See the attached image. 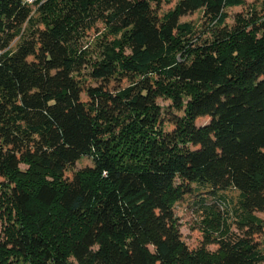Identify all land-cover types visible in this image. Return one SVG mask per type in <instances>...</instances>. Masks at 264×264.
<instances>
[{"label": "trees", "instance_id": "trees-1", "mask_svg": "<svg viewBox=\"0 0 264 264\" xmlns=\"http://www.w3.org/2000/svg\"><path fill=\"white\" fill-rule=\"evenodd\" d=\"M161 2L0 0V264L264 263V0ZM195 190L224 210L190 249Z\"/></svg>", "mask_w": 264, "mask_h": 264}, {"label": "rangeland", "instance_id": "rangeland-1", "mask_svg": "<svg viewBox=\"0 0 264 264\" xmlns=\"http://www.w3.org/2000/svg\"><path fill=\"white\" fill-rule=\"evenodd\" d=\"M179 0H162V2L157 6V3L153 4L156 12L160 15L166 14L169 11L173 10L177 5ZM259 6V0H246V5L244 7L232 8L228 9V19L227 25L229 27L236 26V21L238 16H250L253 14V9ZM182 22H193L196 25H199L201 28V24L203 22V13L199 11L195 14L187 15L181 19ZM203 26V24H202ZM201 34V33H200ZM101 37L98 33L91 32L83 41V47L86 51L91 54V61L95 59V55L98 53V38ZM12 49H16L15 42L11 45ZM86 81L90 85H96L90 78L85 77ZM121 85L125 87L128 85L127 82L120 84L119 82H113L110 86L111 89H118V86ZM159 105L162 108H169L171 106V102L168 100L160 99L158 101ZM209 123L208 119H202L197 122L198 126L206 125ZM93 162L90 158H83L76 164V170H82L87 167H92ZM208 191L204 190H195V192L191 194H187L184 196L183 200L179 202L175 207V215L179 220L180 232L182 234L184 242L188 245L190 249H197L201 247L205 241L204 239V231L206 229L204 221L207 217L206 208L207 207H215L216 211L224 210L220 203H217V197L212 196L211 194H207ZM228 197L229 201L231 199L235 201L237 197L236 191H229L223 194ZM224 213V212H222ZM225 217V215H224ZM228 226L232 233H237V228L230 220L228 222ZM3 225L0 220V242L4 240V232L2 231ZM210 250H216L217 247L215 245L209 247ZM264 264V263H262Z\"/></svg>", "mask_w": 264, "mask_h": 264}, {"label": "built area", "instance_id": "built-area-1", "mask_svg": "<svg viewBox=\"0 0 264 264\" xmlns=\"http://www.w3.org/2000/svg\"><path fill=\"white\" fill-rule=\"evenodd\" d=\"M23 2L28 6H34L37 0H23Z\"/></svg>", "mask_w": 264, "mask_h": 264}]
</instances>
